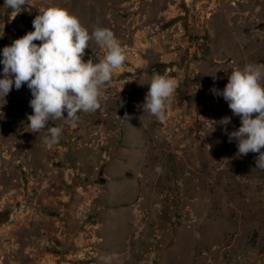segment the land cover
I'll list each match as a JSON object with an SVG mask.
<instances>
[{
  "label": "rangeland",
  "instance_id": "374dc122",
  "mask_svg": "<svg viewBox=\"0 0 264 264\" xmlns=\"http://www.w3.org/2000/svg\"><path fill=\"white\" fill-rule=\"evenodd\" d=\"M53 6L111 29L127 60L99 110L50 122L55 145L28 127L27 84L0 98V264H264V171L211 91L264 63V0H28L15 18L0 0V60ZM105 54L93 39L83 59ZM154 70L178 82L165 121L142 107Z\"/></svg>",
  "mask_w": 264,
  "mask_h": 264
},
{
  "label": "clouds",
  "instance_id": "9594fccd",
  "mask_svg": "<svg viewBox=\"0 0 264 264\" xmlns=\"http://www.w3.org/2000/svg\"><path fill=\"white\" fill-rule=\"evenodd\" d=\"M26 4L28 0H4V6L13 10V18ZM32 25L34 31L3 48L0 98L4 99L13 85L19 90L27 84L32 94L29 104L33 109V114L27 117L28 127L33 133L45 131L44 143L55 145L62 136L63 125L49 126L50 122L62 120L75 124L79 121L78 112L99 110L104 89L112 84L113 73L124 66L127 54L111 29L95 27L90 35L77 16L58 6L40 10ZM93 39L106 49V54L96 63L91 58L85 62V50ZM177 87L178 82L167 70L164 74L154 70L143 111L165 121ZM211 91L222 96L233 115L241 118L237 130L228 132L224 128L229 142H236L237 155L258 153L256 168L264 171V63H248L242 70H233L223 90L213 87ZM210 122L214 131V124L226 126L231 117ZM206 147L209 151L211 145ZM155 171L161 174L163 168L157 165Z\"/></svg>",
  "mask_w": 264,
  "mask_h": 264
},
{
  "label": "built area",
  "instance_id": "2783aa9c",
  "mask_svg": "<svg viewBox=\"0 0 264 264\" xmlns=\"http://www.w3.org/2000/svg\"><path fill=\"white\" fill-rule=\"evenodd\" d=\"M127 51V47L124 48Z\"/></svg>",
  "mask_w": 264,
  "mask_h": 264
}]
</instances>
